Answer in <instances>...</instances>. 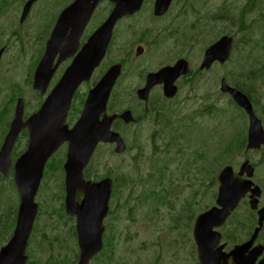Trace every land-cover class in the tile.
<instances>
[{
    "label": "rangeland",
    "instance_id": "obj_1",
    "mask_svg": "<svg viewBox=\"0 0 264 264\" xmlns=\"http://www.w3.org/2000/svg\"><path fill=\"white\" fill-rule=\"evenodd\" d=\"M225 1L200 0V9L188 11L179 21L181 33L184 35L180 46L185 48L187 58L191 59L195 66L199 63V52L201 61L204 49L222 35V27L226 21L218 18L219 12L228 14V5L232 9L241 8L242 11L246 7L244 6L246 0ZM43 6L46 12L54 8L48 6L47 1ZM262 14L260 26L264 28V9ZM199 19L200 28L197 30L195 25H198ZM38 21L39 30L45 35L48 29L44 26V17L39 15ZM245 21L248 23L251 20ZM114 53L115 51L112 52V56ZM246 55V49L241 52L233 49L228 61L223 64L215 63L209 70L200 71V89L198 79L190 84L200 91V114L208 128L214 132V137L204 132L201 127L198 131L190 122L189 132L193 136L189 137V141L194 144L187 141L186 146V135L183 133L182 124L170 123L159 114H152L148 118L141 112L138 114L140 119L136 128L128 127L120 130V133L124 131L128 145L125 153H113V147L109 145L97 150L88 166V173L92 174V178L95 177V181L100 180L104 175L116 177L118 186L111 205L112 219L106 231V235L108 234L106 239L109 241L110 238L112 249L107 251L106 256L105 253L98 255L96 261L90 260L88 264H197L191 226L196 212L213 204L211 199L216 181L212 184L211 179H216L219 169L225 162L231 161L232 157L238 160V163L248 158L259 167V171L264 170L263 161L259 159L258 154L245 150L243 144H238L245 137L243 120L236 122L233 119L239 116L238 110L229 103L227 96L218 90L220 77L223 73H227L228 83L236 84L245 92L250 90L251 99L256 101L257 111H264V69L261 76L250 78L248 66L239 61L245 59ZM252 57L260 62L264 53L254 50ZM151 60L155 62L156 57L152 56ZM27 72L31 73L29 66ZM133 83L135 82L128 81L118 85L115 100L120 103V107H124L126 102L134 97ZM183 90L187 91V88L184 87ZM36 99L37 97L27 93L29 110L34 108ZM208 107L211 108L202 111ZM219 108L231 111L234 115V117L228 115L229 119L225 122L228 126L226 141L232 142V150L235 143L238 147V151L234 154H230L232 152L230 150L225 155L227 149L224 148V143L218 142L223 135H226V126L221 127L222 129L218 128L219 119L225 117L222 116ZM165 117L172 121L177 120L169 112ZM119 128L122 129L123 125L121 124ZM61 151L62 149H59V152ZM60 159L59 154L55 162L58 163ZM183 161L190 162L183 165ZM132 163L139 165L138 170H134ZM157 163L167 168L168 180L163 184L162 191L159 182L163 181L166 174L164 167L155 174ZM126 172L130 173V179L126 177ZM122 177L126 179L125 186L121 181ZM62 179L63 176L51 171L46 184L43 180L39 187L38 200L36 199L41 208L38 218V241L41 233H44L46 238L41 237L44 242L38 245V257L61 255L59 258L61 264H71L74 260L72 251L74 249L77 251L75 237L73 241L69 228L73 226V221L69 219L71 217L66 215L69 217L67 218L63 215V212L55 213L59 211L57 209L63 200ZM142 180L150 184L142 183ZM154 181H156L155 186L152 184ZM151 188L158 194L156 199ZM13 194V190L9 196L5 192L0 198V214L5 212L8 205L9 218L6 220L10 225L12 224V227L17 209ZM57 243L62 244L61 250Z\"/></svg>",
    "mask_w": 264,
    "mask_h": 264
},
{
    "label": "flooded vegetation",
    "instance_id": "obj_2",
    "mask_svg": "<svg viewBox=\"0 0 264 264\" xmlns=\"http://www.w3.org/2000/svg\"><path fill=\"white\" fill-rule=\"evenodd\" d=\"M46 1L48 6L54 7L47 12L43 10V5ZM76 1L0 0V150L21 99H23L22 119L26 120L34 112L28 111L26 98L28 93V95L35 96L38 99V90H35L33 86L37 63L45 50L46 42L61 12ZM85 1L82 0L81 2L84 4ZM155 3L156 0H142L138 11L119 18L114 24L106 53L98 69H101L102 65L106 70L109 66L119 63L121 72L116 82L134 81L135 99L133 98L134 102L130 106H125L122 109L111 107L108 102L106 111H108V114H113L110 111L118 112L125 109L141 111L143 107L144 111L150 110L153 114L163 115L166 121L170 122L172 119L165 117V114L169 112L174 118H179L177 122L180 125L182 124V128L187 132L184 135L188 134L187 136H190V122L194 124L196 129L200 127V123L196 125L197 122H200V91L190 86L195 79H198L200 89V52L198 54V66H195L191 59H187L185 48L180 46L184 35L181 33L179 21L188 11L195 8L199 10L200 0H171L167 10L161 15L154 13ZM246 3V9L239 12V18L243 19L245 31H248L249 34H259L262 38L261 45L264 48V33L258 30L261 25L264 0H246ZM113 6L114 3L111 0H97L91 16L82 26L74 53L58 64L50 83H55L60 78L87 38L107 18ZM80 9L81 6L73 11V16ZM227 12L229 15L226 12H219L221 15L217 16L231 17V9ZM39 15H42L45 19L44 26L48 29L45 35H42L39 30ZM79 16H82V14ZM255 19H259V21ZM224 20L226 24L222 27V35L220 36H228L235 41V35L241 22L233 18L232 21H229L228 17H225ZM245 20L247 22L251 21L246 23ZM197 23L198 25H195V27L198 30L200 28V19ZM71 27L74 28L73 22ZM69 32L68 30L67 35ZM113 51L115 53L112 56ZM152 56L156 57L155 62L151 60ZM183 59L188 60V69L185 73H180L185 70ZM28 66L31 68V73L27 72ZM163 69L167 70V72L164 76L160 75L157 77L161 82L156 80L155 77L151 79L153 85L149 87L147 92V101L138 99V91L146 85L147 77ZM97 70L92 75L93 77L97 75ZM178 72L179 74H177ZM98 78L95 81L92 78L90 81H82L79 85L70 104L69 111H71L73 118L76 116L77 111H81L83 107L86 90L96 83ZM169 78H171L172 84L176 88V94L171 98L165 97L163 91V82H166V80L170 81ZM184 87L187 88V91L183 90ZM249 98L255 107L256 101L251 99V97ZM160 100H166L167 104L161 111L156 109V104L154 105L155 102ZM238 110L239 119L243 120L245 129V137L243 139V146L245 147L250 117L245 111ZM253 113L252 115L258 120L262 129L263 142L258 150H251L250 152L258 154L259 159L263 161V166L264 111H257L256 109ZM122 123L121 119H115L113 125L116 127V125ZM28 139L29 135L26 128L21 129L8 155H3L1 158L3 161L0 165V198L5 192L8 196L12 190L13 193L16 192L13 183L14 165L17 158L25 152ZM243 160L239 161V163H242ZM250 164L254 169L251 181L255 186L259 187L260 196L256 200V208H253L251 204L253 197H251L250 193H247L240 199L235 210L231 212V216L226 220L228 222L223 228L234 241L227 243L226 245L230 247L227 249L225 247V249L228 250L235 245L252 239V246L262 248L264 255V211H261L260 214L258 213L261 208H264V170L259 171V167L253 161ZM242 177L244 178L245 175ZM13 195L15 196V194ZM7 208L8 205L5 212L0 214V247L7 243L11 236L10 222L6 220L9 218ZM25 255L27 256L25 264H38V218L36 219L33 233L27 240Z\"/></svg>",
    "mask_w": 264,
    "mask_h": 264
},
{
    "label": "water",
    "instance_id": "obj_3",
    "mask_svg": "<svg viewBox=\"0 0 264 264\" xmlns=\"http://www.w3.org/2000/svg\"><path fill=\"white\" fill-rule=\"evenodd\" d=\"M81 1L77 0L62 12L46 44L33 82L34 88L38 89L41 94L45 92L57 65L74 53L82 26L87 22L97 0H91L90 3L85 4ZM170 1L156 0L154 13L156 15L163 14ZM112 2L115 6L108 18L89 37L81 51L65 70L62 78L50 91L38 112L26 122L32 131V139L29 151L18 159L15 166L14 179L20 195L16 228L8 244L0 250V264H24L26 258L23 255L24 249L36 215L33 198L42 179L46 161L63 142L68 143L66 160L63 165L65 173L64 207L68 215L76 217V232L80 250V259L77 264H87L89 258L101 249V236L104 229L102 221L108 210L111 182L109 179L98 183L84 180L83 169L100 141H115L117 143L115 150L118 152L123 150L118 135L109 131L112 118L105 116L99 120L110 88L118 75V67H110L98 84L89 91L81 116L71 129L64 125V119L74 90L82 80L89 78L93 69L102 59L115 22L120 17L138 10L142 0H112ZM79 4H83L81 11L85 13V16L71 19L70 11H73L74 6ZM72 22L74 28L68 27ZM68 29H70L69 35L66 34ZM231 44L232 39L223 36L206 48L200 69L209 68L214 61L224 62L229 56ZM56 56H58L57 60L53 64ZM164 71L162 70L160 73L162 74ZM183 72L185 71L180 73ZM169 80H166L165 90L167 96H172L175 93V88L172 86L171 78ZM220 90L228 93L239 106L250 114L247 146L258 148L263 142L262 129L258 120L252 115L249 99L238 89L227 85L224 79L221 81ZM19 106L15 119L21 115L22 106ZM37 122L38 128L35 127ZM14 123L10 130V132L13 130V134L17 130ZM4 149H7L5 144L2 151ZM232 178L230 168L220 171L218 174L220 186L216 204L221 208L217 209L213 206L196 217L192 234L200 264H227L229 256H232L233 260L240 257V248L232 249L228 254L222 253V246L217 247L219 237L215 236L211 232V228L206 225L215 218V214L218 215L223 211L228 212L245 194L246 184H235L230 181ZM77 193L82 194L79 201L76 200ZM240 264L251 263L240 262Z\"/></svg>",
    "mask_w": 264,
    "mask_h": 264
},
{
    "label": "trees",
    "instance_id": "obj_4",
    "mask_svg": "<svg viewBox=\"0 0 264 264\" xmlns=\"http://www.w3.org/2000/svg\"><path fill=\"white\" fill-rule=\"evenodd\" d=\"M219 15H221V14H219ZM237 15H236V13H234V12H231V17L230 16H220V17H218V18H222V19H224L225 17H228V19H229V21H232V18L233 19H235V20H240L238 17H236ZM239 32H240V34H241V39L242 38H244V36H245V34H249V32L248 31H246L245 32V29H244V26L243 25H241L240 27H239V30H238ZM243 41V43H245V40L243 39L242 40ZM224 75H226V76H228L227 75V73H224ZM240 88V87H239ZM241 89V88H240ZM246 93L250 96L251 95V91L250 90H248V91H246ZM251 97V96H250ZM164 104L160 101V102H158L157 103V105H156V109L157 110H163L164 109ZM230 144H231V142H228V145L225 147L228 151L229 150H231L232 149V147L230 146ZM229 153V152H228ZM200 155V154H199ZM181 159V158H180ZM181 161H182V159H181ZM187 162H190V161H183V165H185ZM57 166H59V165H56L54 162H52V163H50L49 164V170L47 171V174H45V184H46V180H47V177L49 176L50 177V170L51 169H53V168H56ZM132 166L134 167V170H138V168H139V165L137 164V163H132ZM163 166L162 165H159L158 163H157V168H156V170H158V169H161ZM187 167H188V165H187ZM90 175V174H89ZM125 175H126V177H128V179H130V173L129 172H126L125 173ZM87 177L86 178H88V175H86ZM166 180H168L167 179V177L165 178V179H163V181L162 182H159V185L161 186V189L163 190V184L165 183V181ZM121 181L123 182V185L125 186L126 185V183H125V181H126V179H125V177H122L121 178ZM214 181H216L215 179H211V182H212V184H213V182ZM142 183H149V182H147V181H141ZM155 182L156 181H154L152 184H153V186H155ZM171 182V179L169 178V183ZM132 183V182H131ZM130 183V184H131ZM150 184V183H149ZM59 186H60V189H62V185H61V183L59 184ZM214 191V190H213ZM214 193H215V191H214ZM214 193H213V197H214ZM213 197H212V199H213ZM157 198V196L155 197V199ZM160 198H161V195L159 196V200H160ZM211 199V200H212ZM41 209V208H40ZM57 210H59V211H57V212H55V213H61V212H63V208H62V205L60 204V207L57 209ZM41 237H45L44 236V233H42L41 234ZM46 238V237H45ZM48 239V238H47ZM57 239H59V238H57ZM56 239V240H57ZM49 240V239H48ZM57 245H60L59 243H57ZM60 258V256H56V257H48L47 256V258H45V259H43V258H38V264H61V260L59 259ZM74 258L75 259H77V253H75L74 254Z\"/></svg>",
    "mask_w": 264,
    "mask_h": 264
}]
</instances>
